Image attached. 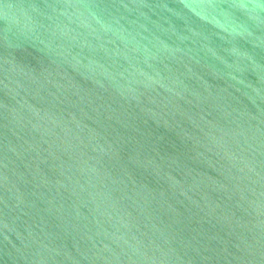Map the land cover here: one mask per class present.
Returning a JSON list of instances; mask_svg holds the SVG:
<instances>
[{"label":"water","instance_id":"95a60500","mask_svg":"<svg viewBox=\"0 0 264 264\" xmlns=\"http://www.w3.org/2000/svg\"><path fill=\"white\" fill-rule=\"evenodd\" d=\"M0 264H264V0H0Z\"/></svg>","mask_w":264,"mask_h":264}]
</instances>
